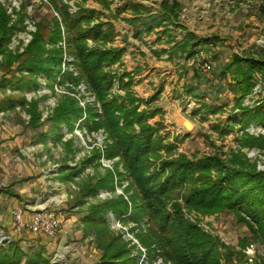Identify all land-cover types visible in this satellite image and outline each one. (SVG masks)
I'll list each match as a JSON object with an SVG mask.
<instances>
[{
  "label": "rangeland",
  "instance_id": "rangeland-1",
  "mask_svg": "<svg viewBox=\"0 0 264 264\" xmlns=\"http://www.w3.org/2000/svg\"><path fill=\"white\" fill-rule=\"evenodd\" d=\"M97 1L102 3V0H88L87 7L96 8ZM109 1L113 5V2L121 0ZM131 1L146 4L154 15L162 0ZM177 1L182 6L179 24L193 32L195 38H190L192 42H203L210 38L219 40L213 44L218 49L217 52L207 53L208 51L197 49L198 51L192 54L194 57L198 52H203V55L212 59L211 62L215 65L209 74L212 79L217 78L220 68L231 61L233 54L246 57L255 54L258 48L264 49L260 42L264 40V13L260 12L264 0ZM76 2L79 0H0V8L9 17L8 27H15L14 32L9 35L7 47L17 57V61L8 69L2 65L0 81L5 77L14 82H22L21 90L9 86L3 89L0 87V191H4L0 193V251L9 243L28 254L41 250L46 253L48 264H99L100 252L94 245L95 238L83 236L81 215L89 207L125 196V187L128 184L125 182L121 186L116 182L113 194L100 190L94 197L83 196L86 184L95 183L94 178L98 176L104 177L106 169L115 171L113 163L119 162L118 159L107 161L103 157L98 158L99 155L102 156L101 151L105 143H112L104 127L99 126L98 116L102 115V105L96 101L92 92L86 89L87 86L83 82L73 86L70 81H66L63 72L73 71L67 66L62 65L61 74L56 75L63 77L61 81L59 77H55L50 79V82H47L48 77L44 74H38L32 79L28 73L19 70L24 60L21 56L34 36L38 34L47 38L53 35V31L60 33L61 42L46 44L45 49L50 51L53 48H62L66 62L75 61V58L68 54L65 44L68 32L62 13L68 9V5L74 6ZM81 7L84 9V4ZM87 45L89 46L88 42ZM90 45L94 47L95 43ZM108 48L116 49L112 44ZM175 70L178 73L179 68ZM108 72L114 75L115 80L106 102L109 103L118 96L124 98L126 92L132 91L134 97L149 103L148 107L141 103L139 111L152 113L159 110L148 123L151 126L157 123L159 136L165 144L174 143L178 139L175 155H184L189 159L217 155L222 161L237 157L254 165L257 172H264V146L252 141H264V110L258 113L253 111L260 101L264 102V85H260L257 94L245 96L239 106L231 92L220 94L224 89L221 88L224 84L222 80H219L221 87L207 80L199 85L200 88H192L194 91H200L201 96H194L192 93L190 95L188 91H184L181 97L176 95L177 100L166 101L160 99L161 95L155 96L161 94L165 83L156 88L158 91L154 96L144 98L140 92L133 89L134 82L139 79L135 71L131 73L122 65L114 64ZM258 76L260 78H256L254 89L261 80V75ZM147 78L148 75L137 80V83L144 84ZM130 80L131 88L123 90L121 81L127 84ZM27 81H34L35 86L24 87ZM146 85L153 87L152 83ZM185 93L189 98L186 96L187 99L181 101ZM219 94L221 97L217 98ZM7 99L24 100L25 105H15L14 109L10 110L3 106ZM71 100L77 102V106L85 112L82 120L75 123L70 132L65 124H56L54 127V116L58 106L66 107ZM207 105L218 107L219 112L215 115L207 113L204 108ZM126 106L129 107L127 103ZM261 106L264 107V103ZM87 107L96 111L97 116L85 119ZM178 115L188 119L195 126L188 138L183 137V131L177 127ZM57 135L61 138L54 140ZM244 139L246 144H242ZM160 154L165 158L164 152ZM83 162H87L86 168H82ZM155 165L158 167L159 161ZM62 166L67 167L65 173H61ZM118 170L123 172L121 165ZM68 173H73L70 180L61 181L58 178L67 176ZM6 191L16 197L5 194ZM18 205L24 208L25 214L32 209L49 207L60 216L62 226L69 230L68 235L59 237L58 240H49L45 236L25 230L14 232L10 212ZM200 220L201 226L220 242L222 264H264V236L254 235L245 224L238 223L232 213L224 212ZM110 221L111 230L119 233L122 240L129 243V247H134L132 253L138 255L141 252L142 255V249L147 251L148 248L142 246L136 238L137 233L141 232L139 226L134 223L122 225ZM131 229L133 233L130 232ZM61 242L65 243L63 254L59 253ZM162 263L168 264L163 260ZM21 264H25L24 260Z\"/></svg>",
  "mask_w": 264,
  "mask_h": 264
},
{
  "label": "trees",
  "instance_id": "trees-1",
  "mask_svg": "<svg viewBox=\"0 0 264 264\" xmlns=\"http://www.w3.org/2000/svg\"><path fill=\"white\" fill-rule=\"evenodd\" d=\"M102 3L105 8H109V1L102 0ZM161 9L162 15H157L155 20L142 21L145 32L166 27L164 22L173 23L172 20L177 19L181 10L176 0H165ZM260 10L264 13V5ZM62 15L68 32L65 44L68 54L75 61L67 63L62 48L50 51L45 49L46 44L54 45L61 40L60 33L53 31V35L47 38L38 34L34 36L21 56L24 60L19 70L28 73L32 79L38 74H44L48 77L47 82H50L55 77L61 81L62 76L56 75L61 74L62 65L68 69L71 67L72 72L62 74L66 81H70L73 86L83 82L102 105V115L98 116L99 126L104 127L112 143H105L102 156L98 158L103 157L107 161L118 159L119 162L113 163L115 171L106 169L104 177L98 176L94 178L95 183L86 184L83 196L94 197L100 190L113 194L116 182L121 186L125 182L128 184L125 196L89 207L81 215L83 236L95 238L94 245L100 252L99 264H139L141 259V252L138 255L132 253L134 247H129V243L123 241L119 233L111 230L110 214L115 222L122 225L134 223L141 228L136 238L142 246L148 248L146 253L149 264L157 258L168 264H222L220 242L192 222L188 218L192 214L211 216L230 212L238 223L246 224L254 235L264 236V172H257L254 165L237 157L222 161L217 155L193 159L175 155L178 139L174 143L165 144L159 136L157 123L154 126L148 123L159 110L152 113L139 111L141 103L147 107L149 103L134 97L132 91L126 92L124 98L114 97L107 103L115 80L114 75L108 72L109 68L120 62L124 53L123 50L107 47L114 42L113 25L99 21L94 10L80 9L76 16L66 10ZM94 21L98 23L91 27ZM8 24L9 17L0 8V68L5 65L6 69L17 61V57L7 47L9 35L15 30V27H8ZM88 41L94 42L95 46L89 48ZM186 46L193 50L188 43ZM258 75L264 81V49L261 48L246 57L233 54L231 61L220 68L217 78L224 82L223 88L235 96L239 106L245 96L253 95ZM120 84L125 90L131 88L132 81L127 84L121 81ZM21 85L22 82H14L5 77L0 81L2 89L9 86L21 90ZM25 86H35V83L27 81ZM262 103L260 101L253 111L258 113L264 110ZM15 105L23 107L25 101L7 99L3 104L4 108L10 110ZM204 108L212 115L219 112L218 107L212 105ZM84 112L72 100L66 107L58 106L54 127L56 124H65L71 132L74 124L82 120ZM93 116H97V112L87 107L85 119ZM58 136L54 140L61 138ZM252 141L264 146V141ZM242 142L246 144V139ZM161 152H164L166 159ZM82 165V168H86L87 162ZM119 165L123 172L118 170ZM66 168L62 166L61 173H65ZM72 176L73 173H68L58 178L65 181ZM5 194L16 197L8 191ZM130 232L133 233V230ZM23 260L25 264L49 263L46 253L41 250L28 254L9 243L0 251V264H21Z\"/></svg>",
  "mask_w": 264,
  "mask_h": 264
},
{
  "label": "crops",
  "instance_id": "crops-1",
  "mask_svg": "<svg viewBox=\"0 0 264 264\" xmlns=\"http://www.w3.org/2000/svg\"><path fill=\"white\" fill-rule=\"evenodd\" d=\"M87 1L88 0H86V2ZM164 1L165 0H162L159 3L158 11L156 14L154 13V15L146 7V4L138 1L132 2L131 0L128 2L121 0L120 4L116 7V10L111 9V1H109L110 5L108 9L104 7L103 3H99L98 1L96 2V8L90 7V9L94 10L99 16H97L99 21L104 23L109 22L114 27L115 38L114 42L112 43V47L124 51L120 62L117 64L122 65L128 72L134 73L135 71V74L139 79L142 77L146 78L148 75V78L145 79L144 84H138L137 80L139 79H137L133 84V89H136V91L140 92V95L145 98L154 96L158 91L156 88L162 83H165L163 86L164 90L161 91V94H156L155 96L161 95V100L175 101L177 100L176 95L178 94V96L181 97L184 91H188V94L190 95L192 93L194 96H201L200 91H194L192 88H200L199 85L202 84L203 81L207 82V80H209L216 86L221 87V82L218 78L212 79V76H206V74L201 73L198 71V68L192 61V53L194 51H198L199 49L208 51L207 53H209V51L213 53L217 52L218 49L213 44L219 40L216 38H210L203 42L199 40H193L192 42L190 38L194 37L193 32L188 28H183L182 25L179 24L181 10L177 19L172 20L173 23L164 22L166 27L155 28L150 33L144 31V28L142 27V21H153L157 15L161 16V5ZM168 1L171 2L172 0ZM180 9H182L181 4ZM136 21L139 23L135 24ZM93 23L97 24L98 22L94 21ZM187 43L191 48H193V50H190V48L186 46ZM175 59H177V61ZM213 66H215L214 63ZM175 68H179L178 73L176 72ZM149 83H152L153 87L146 85ZM176 90L180 91L178 93H173L176 92ZM225 92L228 91L226 89H222L220 94ZM220 94L217 98L221 97ZM186 96L189 98L185 93L181 98V101L183 99H187ZM183 137L188 138L184 134ZM27 196L30 197L29 194H27ZM20 207L21 205L14 206L11 210ZM32 213L33 212L29 210V212L25 214L26 222L30 220ZM219 214H214L211 216L192 214L189 215L188 218L204 229V227L201 226L200 218L214 217ZM62 229H66L65 236H67L69 230L64 226H62Z\"/></svg>",
  "mask_w": 264,
  "mask_h": 264
},
{
  "label": "built area",
  "instance_id": "built-area-1",
  "mask_svg": "<svg viewBox=\"0 0 264 264\" xmlns=\"http://www.w3.org/2000/svg\"><path fill=\"white\" fill-rule=\"evenodd\" d=\"M84 4V9L86 10H92L87 7V2L85 0H79V2L75 3V7L72 5H68V13L72 16H76L80 9H83L81 5ZM120 4L119 1L113 2V5L111 7L112 10H114L113 7H117ZM94 25L91 24V27ZM261 45L264 46V40L260 41ZM89 48H92L90 44H92L91 41H88ZM108 45L107 47H109ZM203 52H198L193 57V63L198 68V71L202 72L203 74L209 75L211 74V71L213 70V64L211 62V58L207 55H203ZM205 58H204V57ZM202 60V61H201ZM71 71L73 70L70 67ZM260 78V76H257ZM260 80V83L257 84V88L254 89L253 95L257 94L258 88L260 89V85H264V81ZM184 134V133H183ZM61 203V201H59ZM33 213L31 215V218L29 221H25V210L24 208H17L11 210L10 214L13 221V227L14 232L19 233L21 231H28L32 234H39L47 237L50 240H58V238H62L66 235V232L63 231L61 227V219L60 216L55 212L52 211L49 207H44L41 209H32ZM113 222V216L112 214L109 215ZM142 255L139 264H149L146 250L142 249ZM152 264H163L161 258H157L156 261H154Z\"/></svg>",
  "mask_w": 264,
  "mask_h": 264
},
{
  "label": "water",
  "instance_id": "water-1",
  "mask_svg": "<svg viewBox=\"0 0 264 264\" xmlns=\"http://www.w3.org/2000/svg\"><path fill=\"white\" fill-rule=\"evenodd\" d=\"M176 120L178 123L177 127L183 131V133L186 137H188L193 132V130L195 128L194 124L191 121H189L188 119H185L184 117L179 116V115L176 117ZM64 244H65L64 242L60 243V246H59V253L60 254L64 253V249H63Z\"/></svg>",
  "mask_w": 264,
  "mask_h": 264
}]
</instances>
